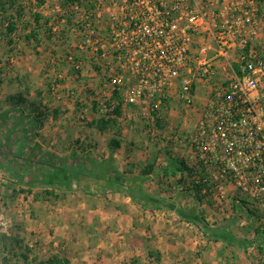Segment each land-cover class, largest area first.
I'll list each match as a JSON object with an SVG mask.
<instances>
[{
    "label": "built area",
    "instance_id": "obj_1",
    "mask_svg": "<svg viewBox=\"0 0 264 264\" xmlns=\"http://www.w3.org/2000/svg\"><path fill=\"white\" fill-rule=\"evenodd\" d=\"M43 1L51 5L52 34L71 21L64 58L70 69L81 71L91 61L102 69L99 113L118 101L122 110L145 102L143 116L155 120L172 92L192 109L197 87L208 90L200 121L186 137L193 178L206 185L200 206L231 209L242 200L264 231V9L258 1ZM55 78L62 81L61 74Z\"/></svg>",
    "mask_w": 264,
    "mask_h": 264
},
{
    "label": "crops",
    "instance_id": "obj_2",
    "mask_svg": "<svg viewBox=\"0 0 264 264\" xmlns=\"http://www.w3.org/2000/svg\"><path fill=\"white\" fill-rule=\"evenodd\" d=\"M257 1L264 9V0ZM28 3L33 5L36 0H28ZM46 7L51 10V5L42 0L36 12L51 15L44 12ZM36 50L40 56L35 57L41 59L50 56L51 52L59 54L67 49L58 45L46 46L43 42ZM67 67L64 68L66 78L57 88V94H52L53 98H42V106L38 111L34 110V115L45 117L37 132L47 143L50 140L53 154L61 163H53L45 169H48L46 183H38L35 180L37 175H28L21 185L17 182L18 177L11 182L13 191L24 189L25 183L32 189L34 182L33 185H39L40 190L53 195L51 208L59 209L60 215L59 221L52 225L54 231L49 248L64 253L70 264H120L128 260L137 264H264V239L256 236V220H246L247 209H216L210 204L197 207L192 191L186 187L189 185L186 172L170 169L172 160L183 161L187 167L192 165V152L186 137L200 121L208 90L198 86L203 91L205 89L204 94L196 95L195 106L188 108L189 112L172 92L158 120L143 116L147 111L144 102L124 107L121 117L99 130L94 125L98 123V116L93 110V102L98 98L83 92L88 73L92 77L96 73L90 62L84 67L87 75L80 71L78 78ZM10 82L1 80L0 89L4 84L11 85ZM93 85L97 88L95 82ZM6 97L8 95L4 99ZM29 101L36 102L32 92ZM29 113L24 111V114ZM112 140L118 144L112 157L115 174L107 170L106 164L110 154L108 144ZM34 144L39 143L35 140ZM82 149L84 152L80 153ZM55 156L50 158L57 160ZM91 163L103 168L97 169L93 175L85 174ZM119 178H140L142 191L156 203H138L128 196L124 187L116 190ZM160 201L164 204H158ZM179 209H197L198 213L206 211L208 217L204 218L209 227L233 222L238 214L236 222L228 227H238L243 235H234L246 244L227 246L205 239L197 224L180 219L176 214ZM257 246L263 248L261 252ZM203 248L204 255L195 253H200Z\"/></svg>",
    "mask_w": 264,
    "mask_h": 264
},
{
    "label": "trees",
    "instance_id": "obj_3",
    "mask_svg": "<svg viewBox=\"0 0 264 264\" xmlns=\"http://www.w3.org/2000/svg\"><path fill=\"white\" fill-rule=\"evenodd\" d=\"M67 1V0H64ZM69 1V0H68ZM42 5V0H36V3L34 5H31L30 3H22V0H0V34L2 31H4V34L0 35L2 38L3 36L6 38V44L10 47L12 46H20V47H30L32 49V52L34 55L39 57V53L37 52V48L43 45V42L47 46L49 45H58L63 49H67L70 45V34L68 32V29L71 25L70 19H67L65 23L62 25L59 33L57 35L52 34L50 29V23L53 19V15L49 16H43L36 11H34L35 8H39ZM58 19H61V17H57ZM13 36L17 40L14 43L12 40ZM20 52V51H19ZM60 55L65 58L67 56L66 52L62 53H55L51 52L50 56H56ZM73 59L76 63L80 62L81 60L78 57L77 53H73ZM49 62V61H48ZM91 67L94 73L96 75L101 76V68H99L94 61H91ZM49 67L47 70L49 71H56L58 74L61 73L66 66H64L61 63V67L58 65H54L51 67V65L47 64ZM52 68V69H50ZM56 73V74H57ZM71 74L73 76H77V78L80 76V70L77 69H71ZM48 77V76H46ZM26 79V78H25ZM25 79L17 78V82L19 85L22 86V90L18 91L14 95H9L4 99V103L9 105V109L7 111L2 112L0 114V146L6 149L8 153V157L15 158L20 157L22 162H25L24 165H20V167H14L13 161L8 159V161L0 162V167L5 170L11 178L18 177L19 182L18 184L21 185L26 177L28 175L30 176H36L35 180L39 182L46 183L48 180L45 175H39L38 173L39 166L45 165V161H43L45 158L41 157V161H38L40 148L38 144H33L32 147L30 146V143L27 142L26 139L30 136L31 133L33 135H37L38 132L44 123L45 117H43L40 114L34 115L36 111L39 110V108L42 106L41 100H42V91L34 90L33 94L35 96L36 102H30L29 96L32 91V88L29 84H27ZM59 80L54 78V84H48V91L50 93H53L52 87L53 85H60ZM113 97L118 99L117 93H113ZM169 102L168 100H165V106H167ZM23 106V108H22ZM26 106V107H25ZM164 106V107H165ZM25 107V108H24ZM44 109H46L44 107ZM24 110L30 111L29 114H24ZM36 110V111H34ZM93 110L95 114L98 116V123L94 124L99 130L105 129L107 126L111 124L112 121L118 119L121 117L122 109H121V103L118 101V105L112 109L109 112H106L105 114H101L98 112V103L93 102ZM202 113V111H201ZM154 116V114H152ZM160 117V114H159ZM157 117L155 120H158ZM9 121L12 122V125L8 127ZM157 122V121H156ZM92 126V124H91ZM27 145V146H26ZM30 146V147H29ZM118 144L117 141L112 140L108 144L109 149V159L106 161L107 164V170L111 171L115 174V171L112 167V157L113 152L117 148ZM13 148L15 150H13ZM83 152V151H81ZM31 155V158L30 155ZM37 155V156H36ZM41 156V154H40ZM84 161H90L89 158L84 159L81 158ZM36 160V162H35ZM76 160V158H75ZM38 161V162H37ZM61 162V161H59ZM57 162L56 165L59 164ZM37 171H36V167ZM61 166V165H60ZM48 167H50L48 165ZM103 168L100 165H95V163H91L87 169L85 170L81 167V170L84 171L85 174L93 175L94 172H96L97 169ZM171 170H176L177 172L183 173L186 172V178H188V190L192 191L195 203L198 206L202 204V190L206 188V185L201 182V180H195L194 177V167H187L183 161H171ZM80 173V171H78ZM82 173V172H81ZM80 173V174H81ZM111 173V174H112ZM144 174V172L142 173ZM82 175V174H81ZM203 173H201L200 177ZM78 176V175H77ZM43 179H42V178ZM41 178V179H40ZM42 180V181H40ZM116 190L120 187H124L125 191H127L128 196L138 203L143 202L145 203H156L155 200L150 199L141 189L142 180L140 178L136 179H127V178H119L116 183ZM182 184V183H181ZM15 192V191H13ZM21 192V191H20ZM47 197H51V193H47ZM158 204H164L163 201L158 202ZM212 205L211 203H207ZM245 202L242 200H239V203L232 204V210L236 211L238 207L242 209L244 207ZM247 218L246 220L250 219H257V214L250 210H246ZM176 214L180 217L181 220H184L189 223L197 224L201 231L203 232V235L205 239L211 240L213 242H222L226 244L227 246H237L242 247L246 243L243 241H240L237 239L234 235V232L228 227L230 224L236 222L237 218L239 217L238 214H235L234 221L230 223H226L221 226H214L209 227L208 223L206 222L205 218L198 214L197 209H189V210H176ZM256 236L258 238L264 239V231H260L258 228L256 229ZM9 241L8 237L4 234H0V248L6 249L7 248V242ZM13 243H15L16 246L21 245V242L16 240L14 238L12 240ZM26 251V247H23ZM258 251L261 252V247L257 246ZM152 255V254H151ZM20 256L24 262V264H28V257L27 255H24V253H20ZM43 264H70L67 257L62 252H55L52 256H50L46 263L42 261Z\"/></svg>",
    "mask_w": 264,
    "mask_h": 264
},
{
    "label": "rangeland",
    "instance_id": "obj_4",
    "mask_svg": "<svg viewBox=\"0 0 264 264\" xmlns=\"http://www.w3.org/2000/svg\"><path fill=\"white\" fill-rule=\"evenodd\" d=\"M22 1H24L25 3L27 1L28 3V0ZM36 10L37 8L34 7V11ZM50 11L51 10H49L48 7H46V10H44V12H46L47 14L51 13ZM2 34H4V31H2L0 35ZM14 37L15 36L12 37V40L15 43L17 40ZM20 46L10 47L6 44V38L4 36L3 38L0 36V81L4 80V83H9L11 81V85L4 84L5 86L0 89V97H2L0 100V114L9 109V105L4 103V100H2L4 99V96L14 95L18 91L22 90V86L19 85L16 81L18 77L21 79L26 78V82L32 86H30L32 88V94L34 90H39L42 91L41 93L43 94V98L49 99L53 98L52 96L54 95L52 94H55V92L50 93L47 89V86L50 83L54 84L53 82L55 73L57 72L47 70L49 67L47 64L51 65V67H53L54 65H58L61 67V63L64 66L67 65V63L64 61L63 56L48 55L46 57L42 56L41 59H38L35 57L30 47ZM85 61L87 60L85 59ZM84 67L81 71H83V75H87L85 74ZM67 68L70 69L69 66ZM64 72L65 70L59 73L62 76L60 85L63 83L64 78H66V76H64ZM69 72L71 73V69ZM103 77V75H95L92 77L91 73H88L85 80L86 88L83 91L85 92V95L94 96L97 98L100 97L101 82L103 80ZM30 81L35 83L36 86L33 85ZM94 82L97 88L94 87ZM16 83L17 86L15 85ZM204 91L197 87L196 95L204 94ZM186 110H188V112L190 111V109L188 108H186ZM8 124V127H10V125H12V122L9 121ZM26 140L27 142L33 144L34 141L37 140V142L39 143L38 145L41 153H39L38 161H41V157H44L45 159L43 161H45L46 163L45 165L39 166L40 171L38 173H40L39 175L43 174L47 176L48 169H45L48 167V165L50 166L53 163L57 164V162L61 161L59 160V157L57 155L55 156V154H53L55 152L49 145L50 140L47 143L45 140H43V137L40 133H38L37 135H33V133H31ZM82 150L84 152V149ZM76 151L77 148L75 152ZM79 152L82 153L80 150ZM53 155L58 159L55 160L53 158H50ZM13 159L12 161L14 167H20L22 160ZM49 159H52L50 160L51 162L48 161ZM5 161H8V153L5 148L0 146V162L4 163ZM60 163L61 162H59V164ZM22 165H24V162L22 163ZM37 168L38 167L35 168L36 171ZM12 179L13 178H11L9 174L0 167V234L6 235L9 239V241L6 243L7 248H0V264H24L20 253H24V255H27L28 264H43L42 261L46 263V260L56 252L52 247L49 248V241L50 236H53L52 232L54 231L52 230V225L56 224V222L59 221V209L51 208L54 203L53 195H51V197H47V190H40L39 185H33L34 182H32L31 184V186L34 187L32 189L27 188L29 184L25 183V185L22 186L24 189L16 188V190H14L15 192H13V186L11 185ZM47 193L50 192L48 191ZM198 214L203 217H208L206 211H201ZM231 230H233V232L236 234L240 233L241 235H243V232H241L238 227L231 228ZM14 238L21 242L20 247L16 246L15 243L12 242ZM23 247H26V251ZM59 252L61 251L59 250ZM195 253H198V255H204V248L201 249L200 253ZM153 254H155V252H153ZM120 264L137 263L128 260L125 262H121Z\"/></svg>",
    "mask_w": 264,
    "mask_h": 264
}]
</instances>
